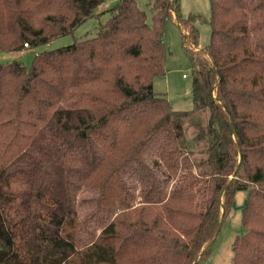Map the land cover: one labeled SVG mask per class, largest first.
<instances>
[{
	"label": "trees",
	"instance_id": "1",
	"mask_svg": "<svg viewBox=\"0 0 264 264\" xmlns=\"http://www.w3.org/2000/svg\"><path fill=\"white\" fill-rule=\"evenodd\" d=\"M0 0V50L96 34L0 62V264H198L245 191L230 264H264V0ZM175 20L192 108L153 89ZM235 172V173H234Z\"/></svg>",
	"mask_w": 264,
	"mask_h": 264
},
{
	"label": "rangeland",
	"instance_id": "2",
	"mask_svg": "<svg viewBox=\"0 0 264 264\" xmlns=\"http://www.w3.org/2000/svg\"><path fill=\"white\" fill-rule=\"evenodd\" d=\"M117 0H104L98 11L113 6ZM148 0H138L141 8L148 11ZM180 8L184 15L188 13H201L209 15L208 0H179ZM109 17L108 12H101L96 17H90L76 27L72 33L59 36L52 41L34 48H26L20 51L0 50V62L20 61L25 66H29L34 55L46 50L55 49L70 44L74 39H86L96 34L99 26ZM199 29V41L195 46L185 41L186 33L180 29L175 20H166L164 24V47H165V75L157 76L153 79V89L155 92L164 95L174 109L188 110L192 108L190 95L192 67L185 52L188 45L192 49H200L204 46L210 36L208 24H197ZM247 193L238 191L234 195L232 208L226 213L220 229L210 245V249L205 257L198 264H230L232 251L231 244L234 237L241 233V209Z\"/></svg>",
	"mask_w": 264,
	"mask_h": 264
},
{
	"label": "water",
	"instance_id": "3",
	"mask_svg": "<svg viewBox=\"0 0 264 264\" xmlns=\"http://www.w3.org/2000/svg\"><path fill=\"white\" fill-rule=\"evenodd\" d=\"M235 173V172H234ZM220 226H221V223H219V225H218V227H217V230H216V234H215V236L217 235V233H218V231H219V229H220ZM215 236H214V238H215ZM213 238V239H214ZM213 242V240L204 248V250L205 249H207L210 245H211V243ZM193 264H195V263H193Z\"/></svg>",
	"mask_w": 264,
	"mask_h": 264
}]
</instances>
